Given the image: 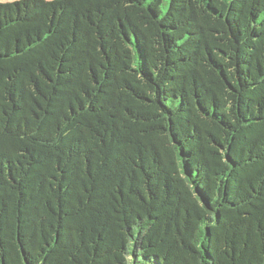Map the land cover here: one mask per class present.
Masks as SVG:
<instances>
[{"label": "trees", "instance_id": "1", "mask_svg": "<svg viewBox=\"0 0 264 264\" xmlns=\"http://www.w3.org/2000/svg\"><path fill=\"white\" fill-rule=\"evenodd\" d=\"M0 264H264V0L0 3Z\"/></svg>", "mask_w": 264, "mask_h": 264}, {"label": "rangeland", "instance_id": "2", "mask_svg": "<svg viewBox=\"0 0 264 264\" xmlns=\"http://www.w3.org/2000/svg\"><path fill=\"white\" fill-rule=\"evenodd\" d=\"M15 1H19V0H0V3H12ZM48 1H50V0H48Z\"/></svg>", "mask_w": 264, "mask_h": 264}]
</instances>
